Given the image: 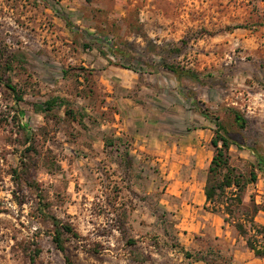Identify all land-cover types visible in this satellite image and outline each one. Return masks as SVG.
I'll return each instance as SVG.
<instances>
[{"label": "rangeland", "instance_id": "rangeland-1", "mask_svg": "<svg viewBox=\"0 0 264 264\" xmlns=\"http://www.w3.org/2000/svg\"><path fill=\"white\" fill-rule=\"evenodd\" d=\"M198 110L264 205V0H0V264H259L219 214L170 209L177 164L214 154Z\"/></svg>", "mask_w": 264, "mask_h": 264}, {"label": "trees", "instance_id": "trees-1", "mask_svg": "<svg viewBox=\"0 0 264 264\" xmlns=\"http://www.w3.org/2000/svg\"><path fill=\"white\" fill-rule=\"evenodd\" d=\"M54 13L62 19L69 29L73 26L68 19L56 9ZM169 71L175 73L173 67H168ZM7 88L12 92L16 101H21L22 98L18 95V90L11 84ZM55 100L46 101L43 104H33L35 110L50 111ZM199 114L206 120L213 123L216 128L215 136L211 139L210 144L214 148V154L211 158L207 169L205 185L203 193L206 201V208L212 213L219 214L224 223L232 225L237 233L244 238L247 248L253 253L256 258L264 259V226L257 225L254 221L258 212H264V205L256 204L253 199L245 205L242 195L246 186L254 183L257 179L256 175L251 173L248 181H244L240 175L234 173V168L229 164V148L231 145L238 149H244L243 146L231 142L227 132L222 127L217 118L211 119L208 114L199 111ZM234 122L239 128H244L246 120L236 111L233 112ZM221 133V134H220ZM251 154L256 158V166L258 171L264 177V157L250 150ZM238 212V216L235 213ZM55 226L60 227L65 233H71V228L67 225H60L59 222H54ZM58 229V230H59ZM60 233L57 232L55 241L58 249L62 250ZM66 264H72L66 259Z\"/></svg>", "mask_w": 264, "mask_h": 264}, {"label": "crops", "instance_id": "crops-1", "mask_svg": "<svg viewBox=\"0 0 264 264\" xmlns=\"http://www.w3.org/2000/svg\"><path fill=\"white\" fill-rule=\"evenodd\" d=\"M120 109V106H119ZM120 115V114H118ZM201 152L202 150L196 148L192 151V155H194V159H190V163L192 166H190L191 169V176L188 181H184L183 177L179 174L180 169L182 166L180 164H177V168L175 173H177V176L175 177L176 181L179 182H184L186 186H189V193L186 195L178 193L175 194V197H178L181 200L180 206L177 207H171L170 209L172 211H175L179 215H183L185 217H191L194 222V229L193 231H200L205 224L203 220H200V218L197 217H203L202 212H205V214L210 215L206 211V201L203 193V187L205 185V179H206V173L207 169L209 167L211 157L208 158V160H201ZM262 181H264V178L260 180L259 188L257 192L259 194L264 192V184H262ZM198 186V188L196 187ZM193 190H195V193H193ZM172 197V196H170ZM257 198H262L260 195L257 196ZM257 203H260L259 201H256ZM208 217V216H204ZM210 219V218H209ZM214 235L218 236L221 234V223H223V220L220 217H215L214 218ZM254 221L257 225L264 226V212L260 211L258 214L255 216ZM236 254L241 253V252H247L248 255H252L253 258V263H258L259 264H264V259L256 258L253 253L247 248L245 240L243 241L242 244L238 246V248H235ZM258 261V262H257Z\"/></svg>", "mask_w": 264, "mask_h": 264}]
</instances>
